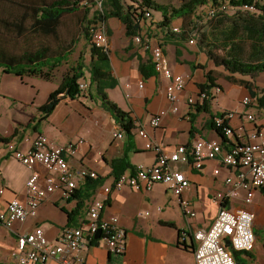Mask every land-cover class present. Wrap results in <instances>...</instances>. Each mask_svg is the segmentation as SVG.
Here are the masks:
<instances>
[{"label":"crops","instance_id":"0c3cea01","mask_svg":"<svg viewBox=\"0 0 264 264\" xmlns=\"http://www.w3.org/2000/svg\"><path fill=\"white\" fill-rule=\"evenodd\" d=\"M162 16L155 13L154 17L141 22L140 34L149 38L155 45L162 44L175 73L186 76V86L180 96L179 111L168 112L161 119L158 127L149 124L150 118L162 109H168L170 102L166 96L165 87L168 80L158 75L152 63L150 50H145L133 37L126 35L124 23L111 17L106 20L107 31L111 40L109 51V67L111 76L117 81L116 86L107 88L108 98L120 110L127 113L135 122L132 135L124 132V137L114 136L115 131L124 130L111 112L102 105L100 95L91 82L89 68H85V79L89 84V95H78L75 99L62 97L53 112L44 120L38 122L40 116L38 107L44 104L52 91L58 88L40 84L38 80L53 81L57 77L58 68L67 64L71 55L82 56L75 45L70 55L55 68V76L46 80L40 76L20 77L13 73L3 72L0 68V186L5 188L0 197V209L5 208L13 197L25 201L27 199L26 180L30 171L21 164L9 150L8 144L26 147L38 134H46L56 144L83 139L78 151L69 158L72 167H88L104 177V183L93 194L85 189L86 180H79L77 188L68 198L61 192L50 194L40 205L35 217L28 218L24 223H17L12 230L0 227V264H15L10 252L16 244L19 233L33 230L35 226H43L47 238L56 241L64 227L78 226L87 218V205L94 196L106 197L104 186L113 184L111 163L126 153L130 163L136 168L141 164H153L156 160L154 150L146 149V140L138 134L139 128H144L150 140L155 144L172 148L178 144H191L199 137L217 139L225 147L246 138L247 131L253 126L264 127V71L255 77L247 74H234L235 81H229L230 73L217 66L206 54L198 39L191 43L182 39L172 31V27H182V18L172 21L169 27L161 24ZM91 58V53L89 54ZM83 57V56H82ZM232 75V74H231ZM208 76L214 79V86H220L221 92L212 94L203 105H189L186 98L189 95L198 96L200 84H208ZM30 77V82L26 81ZM83 79V78H82ZM254 85L252 95L250 89L243 83ZM129 83L130 86L126 84ZM143 86L140 87L139 84ZM29 86V93L23 86ZM37 85L44 88L40 96ZM33 89H36L33 92ZM92 89V91H91ZM45 92H48L46 94ZM232 99L228 96L231 94ZM98 98H95V96ZM246 95L257 98V106L245 107L241 100ZM235 111L229 120L234 129L230 136L217 132L211 125L214 117L223 112ZM246 112H253L255 120H246ZM33 118L36 120L33 121ZM17 134L12 136L15 131ZM225 139V140H224ZM102 156L103 162L98 158ZM42 173L45 168L37 166ZM190 180V186L182 197L189 199L197 215L187 219L180 206L179 199L168 194L165 184L157 183L150 190L137 191L129 187L113 190L106 198L104 216L116 215L120 226L126 232V250L122 256L111 253L104 240L80 249L76 255L84 264H196L193 251L178 244L179 230L188 228L189 223L194 228H208L213 219L204 224L199 219L197 205L217 191L225 189L224 179L233 169L223 166L218 159L207 160L200 170L187 164H178ZM124 173H131L127 169ZM158 185L164 186L167 198L156 199L151 203L148 193ZM172 193V192H171ZM151 206H148L147 203ZM143 206L148 209L143 211ZM145 207V208H146ZM161 207V210L159 209ZM249 208L255 213L254 230L256 244L252 255L244 258L249 264H264V188L256 189L254 199ZM151 209V210H150ZM149 213V214H147ZM181 213V214H180ZM171 222L174 226L169 225ZM261 232V233H260ZM193 236H188L186 245H194ZM262 243V247L260 245ZM49 264H60L58 258L50 260Z\"/></svg>","mask_w":264,"mask_h":264},{"label":"built area","instance_id":"2783aa9c","mask_svg":"<svg viewBox=\"0 0 264 264\" xmlns=\"http://www.w3.org/2000/svg\"><path fill=\"white\" fill-rule=\"evenodd\" d=\"M100 10L102 1L97 2ZM241 8H230L227 3L219 2L216 6L209 5L203 21L216 16L218 11L231 12ZM247 11H255L254 6H244ZM147 17L150 13H146ZM175 34L181 32L179 26L172 27ZM92 44L105 52L111 50V40L105 22H98L91 29ZM134 41L141 44L145 50H150L155 72L165 77L168 82L165 87L166 96L170 102L168 109H162L154 114L149 121L152 127H158L161 119L168 112L179 111L180 96L186 86V76L175 73L162 44H153L149 38L138 34ZM195 37L190 42H195ZM130 86L129 83L126 84ZM143 86L142 83L139 84ZM80 94L89 95V84L85 77L78 82ZM220 86L212 90H200L198 96L189 95L186 102L189 105H203L210 96L221 92ZM245 107L257 106L259 101L250 95L242 98ZM246 120L253 122L255 114L246 112ZM235 111L223 112L214 117L216 128L230 136L234 133L229 120ZM138 134L146 140L145 148L154 150L156 160L153 164L138 165L133 173H123L113 179V184L104 186L106 197L94 196L87 205V218L78 226H66L56 241L47 238L43 226H35L33 230L19 233L16 244L10 252L15 264H49L50 260L58 258L60 264H84L76 253L88 245L104 240L109 251L121 255L126 250V232L120 226L118 216H104L106 198L115 190L125 187L142 191L150 190L157 183L165 184L180 202L184 215L189 220L197 215L192 202L182 195L190 186L186 173L177 167L187 164L195 169H202L207 160L218 159L230 169L224 179L225 189L213 194L212 199L218 204V212L208 228H194L189 223L188 228L181 232L180 241L185 243L188 236H193V250L196 264H240L234 252H251L256 244L254 230L255 213L249 208L254 199L256 189L264 188V127L253 126L247 131L246 138L234 142L229 147L217 139L199 137L193 143L178 144L172 148L153 143L144 128L138 129ZM115 137H124V130L115 131ZM82 138L64 144H56L46 134L38 133L26 147L8 144L14 157L23 164L30 174L26 180L27 199L22 201L17 197L10 199L5 208L0 209V227L12 230L15 224L24 223L28 218L35 217L42 202L55 192H61L68 198L77 188L79 180L96 179L99 174L88 167H72L69 158L78 151ZM103 162V157L98 158ZM45 168L46 173L38 169ZM5 188L0 186V197ZM161 210V207L159 208ZM149 214V213H147ZM100 237H96L98 232ZM226 240H229L227 245ZM122 264H127L122 262Z\"/></svg>","mask_w":264,"mask_h":264},{"label":"trees","instance_id":"16d2710c","mask_svg":"<svg viewBox=\"0 0 264 264\" xmlns=\"http://www.w3.org/2000/svg\"><path fill=\"white\" fill-rule=\"evenodd\" d=\"M84 1L22 0L21 5L25 11L21 15H15L16 10L9 7L11 10L8 12H0V26L5 29V33L14 32L18 38L22 37L23 39L21 51L14 52L13 49L10 50V48L0 45V68L2 71L20 77L27 75L40 76L46 80L52 79L55 76V68L70 55L72 48L78 41L76 32L69 39L63 38L61 40L59 30L65 16L79 12V9L84 8L81 6ZM90 1L93 2V0ZM219 2L227 3L230 8L243 9L244 6H254L256 10L218 11L214 18L202 22L207 7L210 4L216 6ZM5 8L7 6L3 7L2 10ZM147 12L150 13L149 17L146 15ZM155 13L161 14V24L165 27H169L174 19L182 18L179 37L182 39H188L192 36L197 38L208 57L217 66H223L230 73L227 76L229 81H235L233 75L237 73L255 77L264 71V0H183L178 7L160 4L155 0H107L104 5L102 2V9L96 10L92 17L90 16V8L85 6L82 17L73 23H69L70 29L80 27L81 34L90 43L89 72L91 82L101 97L102 105L111 112L116 121L121 123L125 133L129 136L132 135L135 122L107 96L106 89L116 86L117 81L110 73L109 52H105L92 44L91 29L98 22L106 23L108 18L116 17L124 23L126 35L134 37L140 34L141 22L152 19ZM74 24L76 25L73 26ZM200 24L207 25L203 27ZM0 33H3L2 29ZM51 37L58 41L55 46L49 43ZM33 38L38 40L35 45L30 43ZM42 38H44L43 41ZM78 60L77 64L65 73L59 87L50 93L44 104L38 107L40 113L37 118L38 122L46 119L53 112L62 97L68 96L75 99L80 95L78 82L85 77L84 69L86 66L82 56ZM208 81L209 85H199L201 90H206L215 83L211 76H208ZM243 83L250 89L252 95H256L253 92L254 85L251 82L245 81ZM259 100H264V95ZM202 107L207 108V104L200 106L199 109ZM35 120L33 118V121ZM211 125L215 127L213 121H211ZM216 130L221 136H224L220 128ZM17 132L16 130L12 136ZM111 166L114 178H118L127 169H131V173L135 170L127 153L115 159ZM104 180V177L101 176L96 179H87L85 189L93 194L104 183ZM168 224L174 226L171 222ZM181 232L180 229L179 237ZM178 244L191 251L194 250L195 246V244L186 245L180 240ZM241 254L239 251L234 252L236 260L240 264H249L248 260ZM251 255V253L247 254L249 257Z\"/></svg>","mask_w":264,"mask_h":264},{"label":"rangeland","instance_id":"374dc122","mask_svg":"<svg viewBox=\"0 0 264 264\" xmlns=\"http://www.w3.org/2000/svg\"><path fill=\"white\" fill-rule=\"evenodd\" d=\"M10 1L11 2H9L8 0H0V12H3V11L8 12L9 10L12 9V10H16L15 15H18V14L21 15L22 13H24L25 9L21 5L22 0H10ZM99 1H102L103 5L107 3V0H93V2L90 0H85L81 6L84 8H85V6L90 8V16L92 17L93 13L96 10L100 9V7L97 3ZM155 1L160 3V4L178 7L181 5L183 0H155ZM17 2H20V3H17ZM5 6H7V8H5V10H2L3 7H5ZM8 7L11 9H9ZM84 8L79 9V12H77V13H74L71 15H66L59 32L61 34V40L63 38L69 39L70 36L73 35L74 32H76V36L78 38V41L76 42L75 45H77V47H79V48H77V52H78V50H80V53L83 52L82 56L84 58V64L86 66L85 68H89V63L91 61V58L89 56L90 47H91L90 43L86 40V38L83 36V34H81L82 30L80 27H78V29L75 27L73 29H70V24H69L70 22L73 23L82 17ZM104 8H105V6H104ZM207 24H204V25L206 26ZM75 25L76 24H74L73 26H75ZM200 25H203V24H200ZM204 25H203V27H204ZM1 29L3 30V33H0V45L5 47V48H10V50L13 49L14 52L21 51L22 46H23L22 37L18 38L16 36V33H14V32L5 33V29H3L2 26H0V31H1ZM43 40H44V38H42V41ZM39 41H40V39H39ZM57 42L58 41L55 38L52 39V37H51L49 39V43L52 46H55L57 44ZM30 43L32 45H35L38 43V40L33 38V40ZM68 59H69V61H67L68 62L67 64H64L63 66L58 68L57 77H56V79H53V81H45V80H41V79H37V78L33 79V80H38L37 82H40V84H47V86L55 87L56 85H58V87H59L65 73H67L71 69V67L75 66L77 64V62L79 61L78 60L79 56L77 57V55L74 54V55L69 56ZM30 80H32L30 77H26V81L30 82ZM23 88H25L27 93L30 92L29 86L27 87L24 85ZM44 88L45 87H42L41 85H37L36 89L40 90V96L44 93ZM36 89H33V92H35ZM91 91H92V89H91ZM45 93L48 94V92H45ZM232 94L233 93H231L228 96L229 99L233 98ZM95 98H98L97 94H96ZM168 194L174 195L173 193H171V191H168ZM168 194H166L164 192V186L163 185H158L157 187L153 188V190L148 193V195L150 196V199H148V200H149V202L151 201V203H153V202H155V200L157 198L158 199L167 198L169 196ZM149 202L147 203V205L151 206V204ZM145 207L146 206H143V211L148 209L147 207L146 208ZM197 209H198L200 221L204 224H207L210 221V219L214 218L217 215L218 204L213 201L212 197L211 198L208 197V198H205L203 200V203L200 202L197 205ZM262 235L264 236L263 233H262ZM260 245L262 247V243H260ZM241 255L244 257L246 254L242 253Z\"/></svg>","mask_w":264,"mask_h":264},{"label":"water","instance_id":"95a60500","mask_svg":"<svg viewBox=\"0 0 264 264\" xmlns=\"http://www.w3.org/2000/svg\"><path fill=\"white\" fill-rule=\"evenodd\" d=\"M100 235H101V232L99 231L97 234H96V237H100ZM226 243H227V245H229V240H226ZM1 264H4V263H1Z\"/></svg>","mask_w":264,"mask_h":264},{"label":"bare ground","instance_id":"6f19581e","mask_svg":"<svg viewBox=\"0 0 264 264\" xmlns=\"http://www.w3.org/2000/svg\"><path fill=\"white\" fill-rule=\"evenodd\" d=\"M125 132V131H124ZM194 248H195V246H194Z\"/></svg>","mask_w":264,"mask_h":264}]
</instances>
